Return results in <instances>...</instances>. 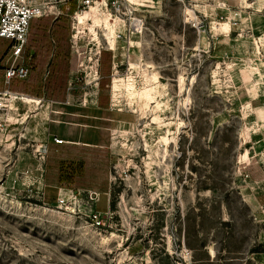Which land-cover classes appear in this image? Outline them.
Wrapping results in <instances>:
<instances>
[{"label":"rangeland","instance_id":"1","mask_svg":"<svg viewBox=\"0 0 264 264\" xmlns=\"http://www.w3.org/2000/svg\"><path fill=\"white\" fill-rule=\"evenodd\" d=\"M39 1L42 98L0 94V264H264V0Z\"/></svg>","mask_w":264,"mask_h":264},{"label":"built area","instance_id":"2","mask_svg":"<svg viewBox=\"0 0 264 264\" xmlns=\"http://www.w3.org/2000/svg\"><path fill=\"white\" fill-rule=\"evenodd\" d=\"M67 1L74 2L82 8H88L100 2V0H65V2ZM109 4L113 5L114 8H120L118 0H105V6ZM44 10L43 3L39 0H0V38L9 42L5 49V60L2 66L4 87L0 94L7 96L5 98L7 100H19V98L12 97L13 91L9 89L10 80L12 78L23 79L28 74V68L24 64L23 58L24 48L31 21L42 16ZM139 22L137 17L128 18L129 27L131 24L133 30L140 29ZM21 102L23 101L21 100ZM1 110L0 106V132H3L8 117L6 116L7 113ZM104 213L105 211L99 210L93 213L97 225L100 223L99 218Z\"/></svg>","mask_w":264,"mask_h":264},{"label":"trees","instance_id":"3","mask_svg":"<svg viewBox=\"0 0 264 264\" xmlns=\"http://www.w3.org/2000/svg\"><path fill=\"white\" fill-rule=\"evenodd\" d=\"M64 23L65 18L60 16L54 20L51 27V34L55 42V50L49 64V72L45 82L46 96L51 100L63 99L64 88H61L58 83H56L60 81L56 73L64 72L65 68H63L61 64L67 57V53L62 54L60 45V37ZM49 27L50 20L48 18L37 19L34 21L33 25L30 26L23 56L24 64L28 68V74L23 79L12 78L9 85L11 91L22 95L42 98L37 77L42 65L41 57L45 56V54H40V49L46 50L51 47L48 40ZM2 40L4 39L0 38V43Z\"/></svg>","mask_w":264,"mask_h":264},{"label":"bare ground","instance_id":"4","mask_svg":"<svg viewBox=\"0 0 264 264\" xmlns=\"http://www.w3.org/2000/svg\"><path fill=\"white\" fill-rule=\"evenodd\" d=\"M93 6V5H92ZM91 7V6H90ZM95 13H97V9L96 8H91L88 12H84V16L85 15H92V16H94V14ZM95 15H97V14H95ZM91 17V16H90ZM76 21H77V19H76ZM12 97H14V98H16V97H20V95H18V94H12ZM21 98H23L24 100H22L24 103H28L29 101H27V99H30V100H32L30 97H21ZM3 103V102H2ZM2 103H0V106L2 107L3 106V104ZM63 143V142H62Z\"/></svg>","mask_w":264,"mask_h":264},{"label":"crops","instance_id":"5","mask_svg":"<svg viewBox=\"0 0 264 264\" xmlns=\"http://www.w3.org/2000/svg\"><path fill=\"white\" fill-rule=\"evenodd\" d=\"M12 94H14V93H12ZM63 192V191H62ZM63 194V193H62Z\"/></svg>","mask_w":264,"mask_h":264}]
</instances>
